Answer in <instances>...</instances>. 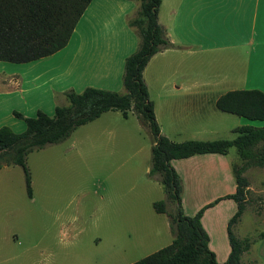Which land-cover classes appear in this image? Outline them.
Returning <instances> with one entry per match:
<instances>
[{"label":"rangeland","instance_id":"374dc122","mask_svg":"<svg viewBox=\"0 0 264 264\" xmlns=\"http://www.w3.org/2000/svg\"><path fill=\"white\" fill-rule=\"evenodd\" d=\"M229 58V54L195 56L179 65V75L174 74V68H165L162 81L171 83L174 78L179 84L190 85L196 76L219 80L216 75L224 72V63H231ZM209 60L214 64L209 66ZM55 62L0 61V122L11 123L4 126L23 133L26 124L12 113V107L30 112L33 106H47L52 88L67 82L66 76L50 80L60 73V64ZM178 64L177 60L173 67ZM158 66L153 63L147 73L154 86L151 101H162L170 94L164 92V96L159 79L156 81ZM18 79L23 80L26 93L21 92L20 85L18 94L6 95L15 93L12 89ZM223 91L213 89L206 100L210 104L195 106L196 113L190 117L162 120V134L177 143L235 139L238 117L214 106ZM153 146L151 129L136 111L131 110L127 119L119 111H110L75 130L64 142L27 156L33 198L28 196L22 167L3 166L0 264H134L169 246L174 240L170 218L158 214L154 204L165 202L169 214L176 212V205L167 199L159 175L150 174ZM228 158L234 175L230 181L222 179L221 184L208 176L203 178L207 181L200 180L197 160L172 161L183 180V212L194 216L210 202L237 194V185L231 194L234 176L241 173L246 181L239 194L243 212L232 222V231L237 239L248 240L251 245L241 264H264V167L242 160L236 148L230 150ZM229 200H220L205 211L211 250L219 264L228 259L220 263L231 247L227 225L238 211L237 202L233 200L236 206Z\"/></svg>","mask_w":264,"mask_h":264},{"label":"trees","instance_id":"16d2710c","mask_svg":"<svg viewBox=\"0 0 264 264\" xmlns=\"http://www.w3.org/2000/svg\"><path fill=\"white\" fill-rule=\"evenodd\" d=\"M93 0H0V61L31 63L55 55L69 44L73 33ZM132 1V0H129ZM141 3L138 16L130 25L140 36L139 49L125 61L123 84L126 94L86 88L82 93L66 92L69 105L57 106L53 116L39 111L36 117L23 119L26 130L15 133L11 128H0V170L3 166L22 167L28 196L33 198L31 177L26 164L27 156L48 145L67 140L78 128L99 119L110 111H119L124 118L131 110L148 123L154 137L152 169L158 174L167 199L176 205L175 213H168L165 202L154 204L158 214H168L172 243L160 251L134 264H219L210 249V236L202 224L205 211L220 200L232 199L238 211L228 225L231 252L224 264H241V257L250 250L248 240L235 237L231 224L243 212V199L239 194L246 181L237 173V194L220 198L203 207L196 215L186 216L182 208L183 180L172 166V161L198 155L229 154L236 148L239 157L248 164L264 167V128L243 126L237 128L233 140L185 141L177 143L161 134L143 73L151 59L159 52L172 48L165 30L159 23L162 0H137ZM216 108L223 113L264 121V93L260 90L232 91L216 101Z\"/></svg>","mask_w":264,"mask_h":264},{"label":"crops","instance_id":"0c3cea01","mask_svg":"<svg viewBox=\"0 0 264 264\" xmlns=\"http://www.w3.org/2000/svg\"><path fill=\"white\" fill-rule=\"evenodd\" d=\"M140 8L141 3L137 0H93L79 21L67 47L53 56L35 61L55 59L56 66L60 64L61 69L60 73L50 80L55 81L66 76L67 82L52 88L47 106H33L30 112L26 111V108L25 110L12 107V113L18 112L26 118H33L42 111L53 116L57 106L69 105L65 95L69 90L82 93L91 87L126 94L123 84L125 61L140 46L138 30L131 26L130 22L138 16ZM159 23L165 30L172 48L157 53L147 65L143 77L150 98L153 99L151 88L154 86L150 84L147 73L151 65L156 63L159 66L155 76L157 82L159 79L160 90L164 96L170 92L166 99L153 101L161 134L162 120L175 121L178 117L194 115L195 106L205 107L210 104V101L206 100L213 89L224 90L214 101V106L216 101L228 92L260 90L264 93V0H162ZM213 54H229L231 60V63H224V72L216 75L221 77L219 80L196 76L190 85L183 82L179 84L174 78L171 83L162 81L165 68H174V74L179 75L178 68L181 63L195 56ZM208 59L206 57V60ZM177 60L178 66L173 67ZM208 64L211 66L214 63L209 60ZM23 85V80L18 79L16 87L12 89H16L15 93L6 95L18 94V88H21L22 93H26L28 89ZM11 119H14L13 116ZM238 119V125L233 131L243 126L264 128V121H249L242 117ZM6 124L11 123L0 122V128ZM12 126L15 127V122ZM228 157L229 154L198 155L183 160L198 161L202 178L200 180L207 181L203 178L208 176L216 181L215 184H221L222 179L230 181L234 175L233 165ZM235 192L236 184L231 194ZM235 205L237 206L236 203ZM202 224L210 236L209 247L214 251L211 233L205 227V213ZM230 252L231 247L220 263L229 257Z\"/></svg>","mask_w":264,"mask_h":264}]
</instances>
